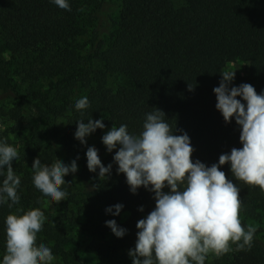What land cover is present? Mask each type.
<instances>
[{
  "label": "trees",
  "instance_id": "16d2710c",
  "mask_svg": "<svg viewBox=\"0 0 264 264\" xmlns=\"http://www.w3.org/2000/svg\"><path fill=\"white\" fill-rule=\"evenodd\" d=\"M68 3L71 11L53 0H0V140L17 149L13 169L21 178L19 204H0V264L6 217L20 215L17 208L44 212L37 246L49 247L59 264H91L82 259L79 236L90 239L84 251L95 264H132L136 224L154 210V193L141 187L133 194L117 172L115 153L102 146L98 155L105 167L112 165L111 173L100 178L99 169L90 172L91 146L75 138L76 122L102 119L104 129L126 124L138 135L146 114L162 110L175 135L189 136L193 162L210 167L242 147L235 119L225 123L216 108L220 72L247 63L248 74L235 75L229 87L247 83L264 93V0H182L179 7L173 0ZM83 97L90 106L78 111L75 103ZM37 157L49 165L76 161L78 170L64 177L70 182L62 186L66 200L57 204L34 186ZM220 170L240 189L242 226L261 224L264 192L237 180L230 164ZM116 204L123 205L119 215L106 212ZM108 220L126 234L116 237ZM230 248L207 256L205 264H264V230L257 227L250 250Z\"/></svg>",
  "mask_w": 264,
  "mask_h": 264
},
{
  "label": "clouds",
  "instance_id": "9594fccd",
  "mask_svg": "<svg viewBox=\"0 0 264 264\" xmlns=\"http://www.w3.org/2000/svg\"><path fill=\"white\" fill-rule=\"evenodd\" d=\"M53 2L71 11L68 0ZM220 74L219 86L213 89L216 108L225 123L235 119L240 127L242 147L232 148L230 154H221L218 163L208 167L198 159L193 162L194 149L187 133L175 135L166 114L156 108L146 114L143 130L138 135L130 134L127 125L121 124L113 125L102 137L108 152L118 149L113 159L118 165L117 172L125 174L130 191L135 194L144 187L154 193V210L136 224L135 248L129 251L132 264H205L209 253L226 254L232 250L231 244H235L237 250L251 249L257 228L242 226L240 189L220 167L230 164L237 180L264 192V93L257 94L247 83L229 87L235 71ZM89 106L87 97L75 103L78 111ZM76 123L74 136L82 144H86V137L97 129L105 128L102 119ZM86 157L90 172L99 169L100 178L110 175L112 165L102 164L94 146L88 147ZM18 159L17 149L6 140H0V175L4 176L0 204H7L10 209L20 202L17 190L21 178L13 169V161ZM31 168L33 184L44 196L57 204L66 200L68 192L62 190V186L70 182L64 177L78 170L75 160L65 164L56 159L49 165L37 157ZM165 187L170 191L164 192ZM122 208V204H116L106 212L119 215ZM16 212L21 214L10 213L6 217V252L2 264H51L55 259L51 249L43 243L37 246V234L46 220L44 212L39 208L26 212L17 208ZM106 226L118 238L127 231L115 220L106 221Z\"/></svg>",
  "mask_w": 264,
  "mask_h": 264
},
{
  "label": "rangeland",
  "instance_id": "374dc122",
  "mask_svg": "<svg viewBox=\"0 0 264 264\" xmlns=\"http://www.w3.org/2000/svg\"><path fill=\"white\" fill-rule=\"evenodd\" d=\"M173 3L175 6L179 7L182 4V0H173ZM225 71H235V75H247L249 72V65L247 63H243V62H235V63H231L229 64ZM112 127H107L106 129H104L101 133L99 134H90L88 137H86V141L89 143V145L91 147H95L96 149L100 146L105 147L106 146L103 144L102 142V137L111 129ZM119 147V146H118ZM118 149H114L113 152L115 153ZM164 192H169V190L167 188L163 189ZM248 223H250V225L257 227H261L264 230V218L263 221L261 222V224H259L260 222L258 221H249ZM78 241L80 243H82L81 245V249H80V254L82 255V259L89 261L91 264H95L97 262L96 257H94L93 254H88L84 251L86 245L88 244V242L90 241L89 238L85 237V236H79L78 237ZM214 256V254L209 253L208 257L209 259H212ZM51 264H59L58 261L53 260L51 262Z\"/></svg>",
  "mask_w": 264,
  "mask_h": 264
}]
</instances>
